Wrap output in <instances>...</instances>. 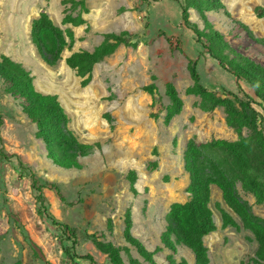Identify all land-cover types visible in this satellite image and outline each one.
I'll return each instance as SVG.
<instances>
[{"label":"rangeland","instance_id":"obj_1","mask_svg":"<svg viewBox=\"0 0 264 264\" xmlns=\"http://www.w3.org/2000/svg\"><path fill=\"white\" fill-rule=\"evenodd\" d=\"M63 1L0 0V58L7 56L23 64L34 77L38 92L59 97L70 120L69 129L92 151L82 160V170L54 165L44 143L36 138V126L0 82L4 120L0 127V264H73L67 249L78 258L92 256L95 264H110L86 234L96 236L98 243L128 247L131 253H122L123 264H131L130 258L147 264L124 239L128 211L134 237L150 252L162 248L154 257L158 264H170L169 258L176 264L183 260L196 264L188 248L177 246L173 253L161 241L171 206L189 198L190 179L184 161L187 144L192 139L199 144L235 142L239 136L227 125L223 109L203 111L201 100L187 95L193 85L188 63L192 57L200 59L198 71L210 89L217 83L220 92L237 93L234 78L224 75L214 61L201 59L203 50L196 45L194 34L181 25L182 12L176 1L168 0L171 10L156 9L160 0H92L98 8L87 1V24L76 31L62 25L64 10H70ZM222 2L232 20L245 24L255 38L264 40V19L256 16V10H264V0ZM43 10L57 27L63 32L72 30L76 38L72 50H65L63 61L55 67L42 61L31 41L32 22ZM191 20L204 28L198 13L191 12ZM208 20L234 50L264 65V47L251 41L224 12L210 13ZM124 31L139 38L138 49L120 47L98 64L92 84L82 89L81 80L64 60L80 50L93 52L104 35ZM168 84L175 87L184 108L166 125L171 104L166 95ZM151 85L156 87L154 96L143 90ZM242 86L250 92L245 83ZM105 116H111L113 123ZM242 135L247 136L248 131ZM130 172L137 175V195L131 191ZM34 179L43 186L47 216L39 212ZM237 188L255 215L264 219V204H257L241 183ZM211 193L210 208L218 230L204 239L210 264H253L257 250L253 234L226 205L218 187L212 186ZM218 206L239 229L223 228ZM73 232L76 240L70 235ZM76 262L90 264L81 259Z\"/></svg>","mask_w":264,"mask_h":264},{"label":"trees","instance_id":"obj_2","mask_svg":"<svg viewBox=\"0 0 264 264\" xmlns=\"http://www.w3.org/2000/svg\"><path fill=\"white\" fill-rule=\"evenodd\" d=\"M87 1L64 0L62 5H69L70 10H64L62 25L74 28L85 26L87 22L84 16L90 14ZM172 1L180 4L181 25L194 34L196 45L203 50L201 54L210 56L219 69L233 77L238 91L234 93L210 89L202 83L198 61L190 60L188 73L193 85L186 93L201 100L200 106L203 111L223 109L227 125L236 132L239 139L235 142L214 140L206 144H199L194 139L188 142L184 161L190 179L187 188L189 198L184 204L177 203L171 206L166 217L165 231L161 235L162 244L173 253L177 251V246H184L194 254L196 264H210L209 250L204 239L218 230L214 213L210 208L211 188L216 186L222 192L226 205L256 240L257 250L252 263L264 264V219L255 215L252 206L241 197L237 188V184L241 183L244 192L253 195L257 204H264V65L234 50L223 34L216 31L209 22L207 14L217 12H224L232 20L222 0ZM191 11L200 15L204 23L203 29L191 20ZM259 11L256 10V16L264 19V10H261V13ZM232 21L241 27L251 41L264 47V40L255 38L248 26ZM31 41L42 61L48 67H55L63 61L64 51L72 50L76 38L72 30L63 32L47 13H42L32 22ZM140 44L139 38L128 31L120 34L109 33L104 35L102 44L93 52L86 50L74 52L65 59V63L81 80L80 87L85 89L92 83L94 69L98 64L113 56L122 46L136 50ZM0 82L4 85L6 93L20 102L22 113L36 126V138L44 143L48 159L65 170H82V160L90 155L92 147L80 144L69 129L70 120L59 97L38 92L31 72L23 64L7 56L0 58ZM242 83L249 87L250 92L243 89ZM143 90L154 96L156 87L151 85ZM166 95L171 102L165 118V124L169 125L183 112L184 103L172 84L167 85ZM152 118L158 119L155 115ZM105 119L113 123L111 116H105ZM3 125L4 120L0 115V127ZM244 130L248 131L247 136L242 135ZM128 181L132 193L137 195L135 172L129 173ZM33 185L38 193L39 212L47 216L43 186L37 179H34ZM220 213L223 228L239 229L238 224L225 210L220 209ZM49 219L53 221L52 218ZM124 224L123 236L126 243L136 251L143 262L158 264L154 257L163 251L162 248L150 252L134 237L131 211L126 213ZM62 227L67 232L72 231L68 226ZM70 235L76 240L77 235L74 232ZM85 238L96 243L110 264H123L122 253L130 256L131 250L128 247L98 243L94 235L86 234ZM66 252L73 264H77V259L95 264L92 256L78 258L76 254L71 253V249H67ZM130 260L131 264H141L139 260L133 258ZM169 262L176 264L171 258ZM179 264L188 263L183 260Z\"/></svg>","mask_w":264,"mask_h":264},{"label":"crops","instance_id":"obj_3","mask_svg":"<svg viewBox=\"0 0 264 264\" xmlns=\"http://www.w3.org/2000/svg\"><path fill=\"white\" fill-rule=\"evenodd\" d=\"M89 2H91L90 4H91V6H92V2L94 3V5L97 7V5H96V3L94 2V1H92V0H88ZM174 3H176L178 6H180V4L179 3H177V2H174ZM95 8V7H94ZM93 8V9H94ZM98 8V7H97ZM171 8V5L169 4V2H168V0H160V1H158L157 2V5H156V9H161V10H171L170 9ZM96 9V8H95ZM94 9V10H95ZM192 13H196L195 11H191ZM210 13H208L207 14V18H208V15H209ZM86 16H88V15H86ZM74 28V27H73ZM82 28V27H81ZM76 30H79L78 28H74V31H76ZM78 52V51H77ZM70 56V55H69ZM68 56V57H69ZM67 57V58H68ZM201 59H205V60H207V59H209V60H212V61H214L213 59H211V57L210 56H208V55H206V54H204V56L203 57H201ZM190 60H194V61H199L200 59L199 58H194V57H192ZM64 62H65V60H64ZM215 62V61H214ZM216 63V62H215ZM98 66V65H97ZM96 66V67H97ZM216 66H217V64H216ZM96 67H95V69H94V73L96 72ZM218 67V66H217ZM223 73H224V75H226V76H230L228 73H226V72H224L223 71ZM92 84V83H91ZM217 85V83H215V86ZM90 86V85H89ZM213 87V88H211L212 90H219V89H221L220 87H218V86H216V87ZM224 88V87H223ZM86 89V88H85ZM87 89H88V87H87ZM233 91V90H232ZM141 242V241H140ZM142 243V242H141Z\"/></svg>","mask_w":264,"mask_h":264},{"label":"water","instance_id":"obj_4","mask_svg":"<svg viewBox=\"0 0 264 264\" xmlns=\"http://www.w3.org/2000/svg\"><path fill=\"white\" fill-rule=\"evenodd\" d=\"M42 13H47V12L43 10V11L41 12V14H42Z\"/></svg>","mask_w":264,"mask_h":264}]
</instances>
